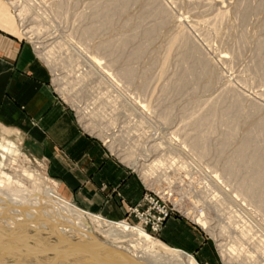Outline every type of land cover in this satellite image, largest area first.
Here are the masks:
<instances>
[{
	"label": "rangeland",
	"instance_id": "374dc122",
	"mask_svg": "<svg viewBox=\"0 0 264 264\" xmlns=\"http://www.w3.org/2000/svg\"><path fill=\"white\" fill-rule=\"evenodd\" d=\"M4 1L15 17L18 35L33 48L36 58L47 68L55 100L70 111L79 132L93 138L111 160L131 171L139 180L141 199L126 209L137 206L145 196H150L152 204L145 203L142 209L150 206L154 214L159 207L169 211L158 232L140 223L126 210L120 219L96 213L85 214L86 220L89 223L103 220L102 225L105 224L101 229L113 224L129 225L161 247L185 252L194 264H264V207L239 187L247 175L233 176L225 171L227 158L234 157L232 151L237 150L242 139L247 138L254 146L263 147L264 134L257 130L248 133L251 124L247 121L239 123L234 135L223 139L228 130L230 132L232 119L249 120L264 113V56L256 47L257 41L264 38V6L259 7L262 0H246L250 8L241 16L238 15L239 0H156L168 13L167 25L163 29L158 28L159 34L156 32L152 37L154 41L148 45L143 42L146 38L143 30L126 47L122 45L123 39L131 36L135 22L143 20L147 0L130 1L111 22L103 16L101 19L105 25L91 34L83 32L91 21V6L95 2L104 9L110 4L108 0H26L33 9L23 19L19 15V2ZM19 1L21 6L26 3L25 0ZM57 2L64 3L58 14L53 11ZM218 4L228 11L221 20L215 21ZM35 12L43 16L46 24L34 16ZM38 21L42 30L37 35L28 32V27ZM149 22L142 24L143 29L147 30ZM174 32L188 37L211 71L198 81L190 79L172 96H166L161 90L163 86L173 85L176 76L171 73L163 74L165 76L161 75L155 81L152 79L154 89L152 84L150 89L153 91H143L147 77L159 70L164 47ZM112 40L118 47L111 54L106 53L109 48L96 50L99 42H114ZM35 41L52 46V62H45L38 55ZM142 43L146 50L139 54L137 60L129 59L127 64L133 68L132 77L121 75L119 70L125 65L124 60ZM173 55L172 62H176L181 54L175 52ZM189 65L182 66L186 74L190 73L192 66ZM226 89H229L228 96L218 100L221 91ZM232 96H237L245 105H256L257 110L248 113L245 109L243 114L218 112L214 118L219 121L204 123L199 129L197 120L210 117L205 111L209 105L215 101L228 103ZM0 125L6 126L0 128V135L7 138L6 141L0 140L1 143L6 146L8 141L14 142L24 157L7 161L0 154V163L4 161L7 164L5 168L0 166V184L8 190L14 189L17 187L15 183L4 182L7 174L20 173L22 168L31 169L43 181L31 186L33 181L23 178L25 187H41L57 201L66 202L60 197L64 196L60 185L49 171L50 158L30 149L27 136L17 128ZM8 127L17 129V133ZM210 127H214L213 133ZM196 135L201 136L198 142L202 141V136L209 137L210 154H207L209 151L203 155L194 154L196 150L189 145ZM170 142L179 145L185 153L176 150ZM221 150L224 152L220 157ZM133 158L137 159V168L130 164ZM222 187L243 210L222 191ZM74 203L69 204L83 212ZM241 230H245L244 233L248 231L244 234ZM0 236V246L4 242L13 244L19 240L15 235H3L1 228ZM33 236L28 237L27 234L23 240L29 243L40 240L41 243L39 235Z\"/></svg>",
	"mask_w": 264,
	"mask_h": 264
},
{
	"label": "bare ground",
	"instance_id": "6f19581e",
	"mask_svg": "<svg viewBox=\"0 0 264 264\" xmlns=\"http://www.w3.org/2000/svg\"><path fill=\"white\" fill-rule=\"evenodd\" d=\"M11 1L12 3H15L16 1L19 2V15L22 19L29 13V10L33 9L32 6L26 2V0H23L24 3H26L22 6L20 5L21 1L19 0ZM130 1L132 2L135 0H108L110 4L104 9H102L99 4L94 2L91 6V21L83 28V32L85 34L97 32L100 28L103 27L102 25H105V23H102L103 16H107L109 22H111V20L117 13L121 11L123 12L127 8ZM239 2L240 5L238 9V15L241 16L249 10L250 6L246 0H239ZM260 2L261 3L259 7L261 9L264 6V0ZM63 5V2H57L53 8L54 13H60ZM144 9L143 20L137 23L135 22L132 25V30L130 31L131 36H126L123 39L122 45L124 47L128 46L127 44L134 41L136 34L138 35L143 32L146 33V38L143 40V42H146V45H148V43L154 41V39H152V37H154V34H156V32L157 34H159L158 28L163 29L167 25L168 13L156 2V0H147V7ZM227 11V8L219 5L214 20H221L227 14ZM35 15L37 16L36 18L40 17L41 21L46 24L45 19L43 18V16H41L40 13L35 12L34 16ZM147 20H150V22L148 23L149 26L146 30V28L143 29L142 24ZM38 22L36 25L33 24L32 26H29L27 31L37 35L40 30H42L40 24L41 22ZM112 41L114 42H99L96 45V50L101 49L102 47H105L104 49L109 48L106 49V53L111 54L113 50L118 47L117 42L115 40ZM257 43L256 47L258 53H260L261 56H264V38L259 41L258 44ZM35 44V46H37L38 48V55L42 57L45 62H52V46L48 47L47 44L43 45L41 41H35ZM136 45L138 46V44ZM143 46L144 45L142 43V45L137 47L135 51L131 52L130 56L126 57V59L124 60L125 65H123L121 70H119V73L121 75H131L132 77L133 68L131 69V67H129L127 64L129 62V59H131V61L138 59L139 54L143 53L146 50V48H144ZM175 52H179V55H181L180 57L178 56V60V57L176 58V62H172V60H174L173 53L175 54ZM90 55L92 56V54ZM94 57L98 59L96 56ZM98 62H100V60ZM92 64H94V62ZM185 64H190L189 66H192L190 69V73L188 72V74H186V69L182 68V66ZM179 67L182 69H180ZM172 68L175 69L172 70ZM210 71L211 68L207 65L206 60L198 56L196 47L191 43L188 37L181 32H174L169 36V42L164 47V55L160 61L159 70H157V72H154L152 76L149 75L147 77L146 82L143 84L142 88L143 91L147 92L151 88L150 84L153 85V82L158 79L157 77L161 75L165 76L163 74L166 73H171L170 75L176 76L173 80V85L168 87L163 86V89L161 88V90L166 96H172L178 93L189 81H191L190 79L198 81L204 75H207ZM101 72L103 73V75L105 74V71ZM56 78L59 79V77ZM152 88L154 89V85L152 86ZM153 89L150 90L153 91ZM227 90L229 91V89L221 91L222 93L220 94L218 100L224 99L228 96L229 93ZM255 106L256 105L252 104H243L242 102H240L237 96H232V99L228 103L215 101L214 103L209 105V108L207 109L208 111L205 110L210 114V117H202L197 120L198 127L200 129L201 125L204 123H216L218 119L215 120L214 117L217 116L218 112H237L243 114L245 112H243L242 110L247 109L246 111L250 113L254 110H257V107ZM166 112L168 113L167 110ZM232 121L233 122L231 123L232 126L230 127V132L228 130L223 139L230 138L238 129L237 126L239 125V123L247 121L251 124L250 128L247 130L248 133L257 130L259 133L264 134V113H262L261 117L258 118H252L249 120H241L236 118L232 119ZM210 128L212 129L211 133H213L214 127ZM199 133L202 134V132ZM200 137V135H196L195 137L193 136L191 143L189 142L191 144L189 146L196 150L194 154L203 155L208 151L209 152L207 154H210L212 150H209V141L207 140L209 137L206 138L205 136H202V141L198 142V140H201ZM170 144L172 147L176 148V150L184 152L183 148L178 147L179 145L176 146L175 144H173V142H170ZM239 144L240 145H238L239 147L237 146V150L235 149V151H232L234 152L232 153L234 154V157L232 156L227 158V166L225 167V171L228 170L227 173L230 175L232 174L233 176H239L241 174L247 175L248 178L242 183H239V187H242L246 191H248L252 199H254L255 202L263 208L264 146H254V144L247 138L242 139ZM0 150L1 158L3 160L5 159L7 161H12L13 159L15 160L17 158H21V160L24 158L22 157L23 153L12 141H8L6 146H4L0 141ZM223 152V150L219 152L220 157L223 156ZM131 161L132 162L130 164L137 168V159L133 158ZM0 166L1 168H5L7 164L3 161L0 163ZM7 176V181L4 182L15 183L17 187L8 190L6 187L2 186V183L0 184V228L3 235L9 237H13L15 235V237L19 238V240H15L16 243L13 244L11 242L1 243L0 264H103L95 260H88L86 258H83L82 255H80L74 249L72 251L73 253L66 254L65 256L64 253H66V249H69L73 246L82 247L95 253L97 256L105 260V264H138L137 261H141L145 264H194L193 260L185 255V252L183 253L174 249H167L163 246L161 247L153 239L149 238L145 234H141L142 232L129 228V225L127 226L125 224H113L112 227L109 226V228L107 229H101L105 224L104 223L102 225L103 220H96V223H89L86 220L85 213L73 208L68 202L57 201V199L46 193L41 187L37 189H30L28 187H25L22 181L23 178L32 180L33 182L30 183L31 186L32 184L41 183L43 181L39 174L31 169L28 170L26 168H22L20 173H15L14 175L7 174ZM214 179L215 178H213V180ZM256 190L258 191L255 192ZM222 191L229 195V192L223 187ZM229 197L231 198L232 196L229 195ZM233 202H235L237 206H240V203L236 201L235 198L233 199ZM241 207L242 206H240L239 208L241 209ZM243 209L244 208L242 207V210ZM142 230L145 231L143 228ZM244 231L245 230H241V232L243 233ZM247 231L245 233H247ZM27 234L28 237L39 235L43 243L42 241L40 243V240H34L36 241V243H29L28 241L25 242L23 239L27 237ZM29 234H31V236H29ZM20 238H22V240H20ZM22 243H24L25 245L21 246ZM224 252L225 251H222V253Z\"/></svg>",
	"mask_w": 264,
	"mask_h": 264
},
{
	"label": "crops",
	"instance_id": "0c3cea01",
	"mask_svg": "<svg viewBox=\"0 0 264 264\" xmlns=\"http://www.w3.org/2000/svg\"><path fill=\"white\" fill-rule=\"evenodd\" d=\"M32 49L0 0V124L17 128L30 149L50 158L49 171L63 201L75 202L85 214L123 218L126 207L141 199L139 180L79 132L70 111L55 100L48 70ZM0 140L7 138L0 135Z\"/></svg>",
	"mask_w": 264,
	"mask_h": 264
},
{
	"label": "built area",
	"instance_id": "2783aa9c",
	"mask_svg": "<svg viewBox=\"0 0 264 264\" xmlns=\"http://www.w3.org/2000/svg\"><path fill=\"white\" fill-rule=\"evenodd\" d=\"M153 198L150 196H145L142 202L138 203L137 206L134 207H128L126 209L127 214L134 215L138 218L139 222L143 225H147L156 230V232L159 231L161 228V224L163 223L164 219L168 216L169 211L164 207L157 208V213L151 212V207L146 206L145 209H142V205L145 203L148 205L152 204Z\"/></svg>",
	"mask_w": 264,
	"mask_h": 264
},
{
	"label": "water",
	"instance_id": "95a60500",
	"mask_svg": "<svg viewBox=\"0 0 264 264\" xmlns=\"http://www.w3.org/2000/svg\"><path fill=\"white\" fill-rule=\"evenodd\" d=\"M76 250V252H78L80 255H82L83 258H86L88 260H95L99 263H103L105 264V260H103L102 258H100L99 256H97L95 253L89 251V250H86L82 247H76V246H73L69 249H66V253H64V255L66 256V254H70V253H73L72 251ZM61 259H64V258H61ZM138 264H145L141 261H137Z\"/></svg>",
	"mask_w": 264,
	"mask_h": 264
}]
</instances>
